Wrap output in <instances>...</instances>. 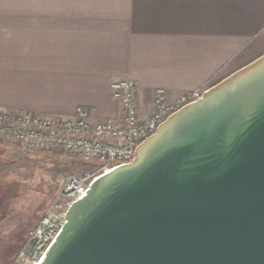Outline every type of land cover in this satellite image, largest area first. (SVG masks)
Segmentation results:
<instances>
[{
  "label": "water",
  "instance_id": "95a60500",
  "mask_svg": "<svg viewBox=\"0 0 264 264\" xmlns=\"http://www.w3.org/2000/svg\"><path fill=\"white\" fill-rule=\"evenodd\" d=\"M38 264H264V53L94 178Z\"/></svg>",
  "mask_w": 264,
  "mask_h": 264
},
{
  "label": "crops",
  "instance_id": "0c3cea01",
  "mask_svg": "<svg viewBox=\"0 0 264 264\" xmlns=\"http://www.w3.org/2000/svg\"><path fill=\"white\" fill-rule=\"evenodd\" d=\"M264 53V0H0V113L120 120L110 82L207 90Z\"/></svg>",
  "mask_w": 264,
  "mask_h": 264
},
{
  "label": "built area",
  "instance_id": "2783aa9c",
  "mask_svg": "<svg viewBox=\"0 0 264 264\" xmlns=\"http://www.w3.org/2000/svg\"><path fill=\"white\" fill-rule=\"evenodd\" d=\"M112 97L123 111L120 120L91 121L89 111L78 106L70 119L0 113V134L23 151L50 154L56 148L90 158L95 170L65 175L54 201L30 228L21 248L7 264H38L66 221V211L88 190L91 181L109 170L133 161L137 146L154 134L172 113L200 99L203 90L170 98L164 89L153 95L154 110L140 117L134 98V83L127 79L110 82Z\"/></svg>",
  "mask_w": 264,
  "mask_h": 264
},
{
  "label": "rangeland",
  "instance_id": "374dc122",
  "mask_svg": "<svg viewBox=\"0 0 264 264\" xmlns=\"http://www.w3.org/2000/svg\"><path fill=\"white\" fill-rule=\"evenodd\" d=\"M95 170L93 161L56 148L23 151L0 134V264L21 248L27 231L50 207L65 175Z\"/></svg>",
  "mask_w": 264,
  "mask_h": 264
}]
</instances>
